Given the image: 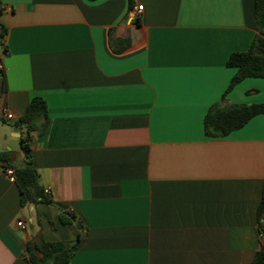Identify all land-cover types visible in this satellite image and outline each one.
Instances as JSON below:
<instances>
[{
	"label": "crops",
	"instance_id": "crops-1",
	"mask_svg": "<svg viewBox=\"0 0 264 264\" xmlns=\"http://www.w3.org/2000/svg\"><path fill=\"white\" fill-rule=\"evenodd\" d=\"M1 3L0 150L43 98L50 124L30 156L54 205L22 207L0 167V264H31L29 240L79 236L68 264H251L264 244V116L226 137L207 136L204 119L214 104L264 103L261 78L227 92V60L256 34L254 0Z\"/></svg>",
	"mask_w": 264,
	"mask_h": 264
},
{
	"label": "trees",
	"instance_id": "trees-1",
	"mask_svg": "<svg viewBox=\"0 0 264 264\" xmlns=\"http://www.w3.org/2000/svg\"><path fill=\"white\" fill-rule=\"evenodd\" d=\"M3 13L0 0V17ZM254 18L256 34L247 51L232 53L227 66L235 67L237 72L230 82L227 92L246 78H261L264 80V0H254ZM8 29L0 22V60L1 54L7 52ZM4 92V72L0 69V96ZM264 116V103L239 105V104H214L204 119L205 134L209 137H226L235 130L244 127L253 117ZM50 124L48 106L41 97H34L30 101L22 117L12 123L13 128L22 134L21 152L24 154L23 164H13V151L0 150V167L11 168L14 171V182L21 193V206L43 202L54 205L52 198L44 192L39 183V174L34 167L30 152L31 141L34 136L44 135ZM74 214L61 211L60 220L63 224L71 223ZM259 232L264 237V184L261 202L258 207ZM80 241V236L75 243L64 241L47 242L29 240L25 247V256L31 264H68L73 249ZM251 264H264V244L255 254Z\"/></svg>",
	"mask_w": 264,
	"mask_h": 264
},
{
	"label": "built area",
	"instance_id": "built-area-1",
	"mask_svg": "<svg viewBox=\"0 0 264 264\" xmlns=\"http://www.w3.org/2000/svg\"><path fill=\"white\" fill-rule=\"evenodd\" d=\"M142 10H143V5H137L136 6V15H139L142 12ZM1 68H2V66L0 65V69ZM3 115H4V118L7 119V120H12L13 119V115L10 112H8L7 110L4 111ZM5 174L10 179H13L14 180V171L11 168L5 169ZM44 192L47 195H50L51 194V191H50L49 188L44 189ZM17 224H18L19 227L24 228V223L22 221H19Z\"/></svg>",
	"mask_w": 264,
	"mask_h": 264
},
{
	"label": "water",
	"instance_id": "water-1",
	"mask_svg": "<svg viewBox=\"0 0 264 264\" xmlns=\"http://www.w3.org/2000/svg\"><path fill=\"white\" fill-rule=\"evenodd\" d=\"M21 134L18 132L13 133L11 136V141L9 142V145L7 147L8 151H21L22 149V143L20 140Z\"/></svg>",
	"mask_w": 264,
	"mask_h": 264
},
{
	"label": "rangeland",
	"instance_id": "rangeland-1",
	"mask_svg": "<svg viewBox=\"0 0 264 264\" xmlns=\"http://www.w3.org/2000/svg\"><path fill=\"white\" fill-rule=\"evenodd\" d=\"M13 162H14V164H16V165H19V164H20L19 159H18V160L14 159Z\"/></svg>",
	"mask_w": 264,
	"mask_h": 264
}]
</instances>
